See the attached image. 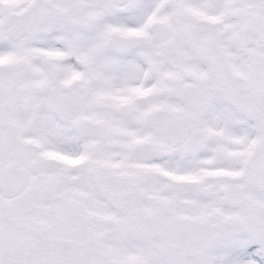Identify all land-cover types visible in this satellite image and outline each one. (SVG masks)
I'll return each instance as SVG.
<instances>
[{
	"label": "snow or ice",
	"instance_id": "6c2138e0",
	"mask_svg": "<svg viewBox=\"0 0 264 264\" xmlns=\"http://www.w3.org/2000/svg\"><path fill=\"white\" fill-rule=\"evenodd\" d=\"M0 264H264V0H0Z\"/></svg>",
	"mask_w": 264,
	"mask_h": 264
}]
</instances>
